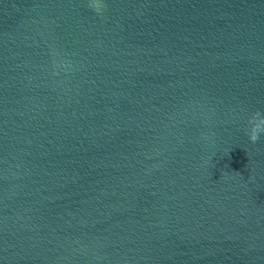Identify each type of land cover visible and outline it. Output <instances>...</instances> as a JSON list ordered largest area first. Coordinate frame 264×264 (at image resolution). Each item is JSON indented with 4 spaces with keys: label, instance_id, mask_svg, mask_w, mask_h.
Segmentation results:
<instances>
[{
    "label": "water",
    "instance_id": "95a60500",
    "mask_svg": "<svg viewBox=\"0 0 264 264\" xmlns=\"http://www.w3.org/2000/svg\"><path fill=\"white\" fill-rule=\"evenodd\" d=\"M257 111L264 0H0V264H264Z\"/></svg>",
    "mask_w": 264,
    "mask_h": 264
},
{
    "label": "clouds",
    "instance_id": "9594fccd",
    "mask_svg": "<svg viewBox=\"0 0 264 264\" xmlns=\"http://www.w3.org/2000/svg\"><path fill=\"white\" fill-rule=\"evenodd\" d=\"M91 7L99 9V5L92 4ZM246 135L249 142L256 143L261 135H264V116H261L259 111L251 115V119L247 121Z\"/></svg>",
    "mask_w": 264,
    "mask_h": 264
}]
</instances>
